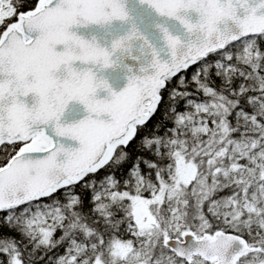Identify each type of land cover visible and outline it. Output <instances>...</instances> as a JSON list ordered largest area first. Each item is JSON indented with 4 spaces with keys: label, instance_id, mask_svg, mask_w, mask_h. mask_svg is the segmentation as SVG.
Returning <instances> with one entry per match:
<instances>
[{
    "label": "snow or ice",
    "instance_id": "6c2138e0",
    "mask_svg": "<svg viewBox=\"0 0 264 264\" xmlns=\"http://www.w3.org/2000/svg\"><path fill=\"white\" fill-rule=\"evenodd\" d=\"M0 264H264V0H0Z\"/></svg>",
    "mask_w": 264,
    "mask_h": 264
}]
</instances>
